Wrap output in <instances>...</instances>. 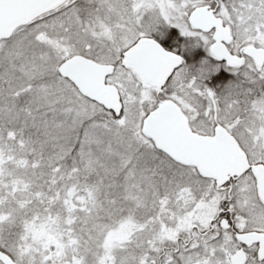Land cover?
I'll return each mask as SVG.
<instances>
[{
	"label": "snow or ice",
	"instance_id": "6c2138e0",
	"mask_svg": "<svg viewBox=\"0 0 264 264\" xmlns=\"http://www.w3.org/2000/svg\"><path fill=\"white\" fill-rule=\"evenodd\" d=\"M0 264H264V0H0Z\"/></svg>",
	"mask_w": 264,
	"mask_h": 264
}]
</instances>
